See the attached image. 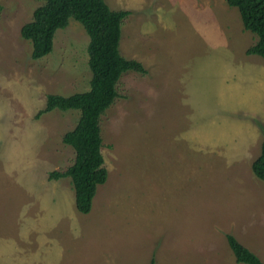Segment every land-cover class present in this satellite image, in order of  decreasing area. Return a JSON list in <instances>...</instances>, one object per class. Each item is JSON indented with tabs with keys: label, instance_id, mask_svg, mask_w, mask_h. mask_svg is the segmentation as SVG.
I'll return each mask as SVG.
<instances>
[{
	"label": "rangeland",
	"instance_id": "rangeland-1",
	"mask_svg": "<svg viewBox=\"0 0 264 264\" xmlns=\"http://www.w3.org/2000/svg\"><path fill=\"white\" fill-rule=\"evenodd\" d=\"M123 19L126 71L100 116L106 181L75 207L63 135L78 110L49 94L89 89V37L70 18L52 51L20 35L40 2L0 0V264H241L226 235L264 263V58L226 0H105Z\"/></svg>",
	"mask_w": 264,
	"mask_h": 264
},
{
	"label": "trees",
	"instance_id": "trees-1",
	"mask_svg": "<svg viewBox=\"0 0 264 264\" xmlns=\"http://www.w3.org/2000/svg\"><path fill=\"white\" fill-rule=\"evenodd\" d=\"M36 1L40 5L34 9L31 20L20 28L21 37L32 44V59L42 58L52 51L56 30L65 28L70 18L78 21L89 37V89L69 96L49 94L44 109L39 111L78 110L77 123L62 137V142L74 151V162L65 171L50 172L48 177H69L75 207L79 213L87 214L97 186L103 184L108 175L101 153L100 116L117 97L116 85L121 74L126 71L143 74L146 70L139 61L127 59L120 52L121 26L130 10H112L105 0ZM226 3L237 8L243 28L257 35V41L247 48L246 54L264 58V0H226ZM251 170L264 181V134ZM226 240L236 263L264 264L234 236L228 234ZM148 264L156 263L151 260Z\"/></svg>",
	"mask_w": 264,
	"mask_h": 264
}]
</instances>
